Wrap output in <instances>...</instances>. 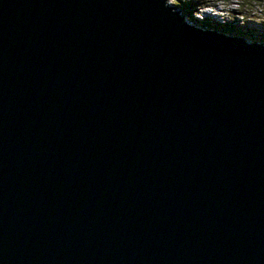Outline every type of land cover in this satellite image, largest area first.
I'll list each match as a JSON object with an SVG mask.
<instances>
[{
  "label": "water",
  "instance_id": "water-1",
  "mask_svg": "<svg viewBox=\"0 0 264 264\" xmlns=\"http://www.w3.org/2000/svg\"><path fill=\"white\" fill-rule=\"evenodd\" d=\"M179 12L0 0V264H264V43Z\"/></svg>",
  "mask_w": 264,
  "mask_h": 264
},
{
  "label": "clouds",
  "instance_id": "clouds-1",
  "mask_svg": "<svg viewBox=\"0 0 264 264\" xmlns=\"http://www.w3.org/2000/svg\"><path fill=\"white\" fill-rule=\"evenodd\" d=\"M167 1V0H166ZM239 3H236V10L237 14L241 13V15L244 16H236L235 17H226L223 16L224 13L223 10H226L227 3L225 0H221L222 5V12L218 13L217 11L212 12L211 10H204L202 15L196 14V4L195 0H178L177 10L179 12V9H181V6L184 9V12L186 14L185 21L187 23H193L197 26H202L210 30L217 31V26H221V34L223 28L225 27L226 23L228 26L233 27L234 31H226L225 30V36H228L230 38H238L242 39L247 42H257V43H264L259 42L253 38V35H263L264 34V25H258V22H254L255 16L259 10H262V6L259 2H244V0H239ZM169 3V2H168ZM247 3L250 5L249 8H246ZM264 3V2H262ZM258 4V5H257ZM215 7V6H214ZM240 7V9H238ZM230 8V7H229ZM228 8V9H229ZM234 8V7H233ZM228 9L226 12H228ZM247 10L250 11L252 17L254 19H248L247 18V11L240 12V10ZM225 12V13H226ZM180 16H182V13H180ZM244 17V18H243ZM219 33V32H218Z\"/></svg>",
  "mask_w": 264,
  "mask_h": 264
},
{
  "label": "rangeland",
  "instance_id": "rangeland-1",
  "mask_svg": "<svg viewBox=\"0 0 264 264\" xmlns=\"http://www.w3.org/2000/svg\"><path fill=\"white\" fill-rule=\"evenodd\" d=\"M200 1V0H199ZM201 1H204V2H206L207 1V3L208 2H211V3H221V0H201ZM167 2H169V3H171L172 5H174V6H176V5H178V0H167ZM225 2L228 4L227 5V7H226V10H223V9H217L219 12L218 13H220V12H222V10H223V12L222 13H224L223 14V16H226V17H232L229 13H227L226 11H227V9L230 7V9L232 8L234 11H235V13H237V10L235 9L236 8V3H239L240 1L239 0H225ZM244 2H259L260 4H261V6H262V10H259L258 12H257V14H256V18H255V20H254V22H258L259 24L258 25H264V3H262V2H264V0H244ZM258 5V4H257ZM218 6H220L221 8H222V5L220 4V5H218ZM234 7V8H233ZM250 7V5L247 3V5H246V8H249ZM200 9V8H199ZM215 9V7L214 6H210V5H204L203 7H202V10H211L212 12H215V11H217ZM238 9H240V7L238 8ZM244 11H247V10H244V9H242V10H240V12H244ZM226 12V13H225ZM198 12H196V14L195 15H198L197 14ZM246 14H248L247 15V18L248 19H254L253 17H252V15H251V13H250V11H247V13ZM237 16H244V15H241V13H239V14H237ZM244 18V17H243ZM253 38L255 39V40H257V41H259V42H264V34L263 35H253Z\"/></svg>",
  "mask_w": 264,
  "mask_h": 264
},
{
  "label": "bare ground",
  "instance_id": "bare-ground-1",
  "mask_svg": "<svg viewBox=\"0 0 264 264\" xmlns=\"http://www.w3.org/2000/svg\"><path fill=\"white\" fill-rule=\"evenodd\" d=\"M175 1V0H174ZM195 4H196V12H198L200 15H202V13H203V11L204 10H202V7L204 6V5H210V6H215V9L217 8V9H222L220 6H218V5H220V4H217V3H211V2H208L207 3V1L206 2H204V1H199V0H195ZM177 6V5H176ZM183 7L181 6V9H182ZM200 8V9H199ZM216 9V10H217ZM217 12H219L218 10H217ZM227 13H229L232 17H235L236 16V14L237 13H235V11L231 8H229L228 9V12ZM217 32H221L220 30H218L217 29ZM223 34H225L224 32H222Z\"/></svg>",
  "mask_w": 264,
  "mask_h": 264
},
{
  "label": "trees",
  "instance_id": "trees-1",
  "mask_svg": "<svg viewBox=\"0 0 264 264\" xmlns=\"http://www.w3.org/2000/svg\"><path fill=\"white\" fill-rule=\"evenodd\" d=\"M217 29L221 31V26L218 25V26H217ZM223 29H224V30H222V32H225V30H226L227 32H228V31H229V32H230V31H234L233 27L228 26L227 23H226V25H225V27H224Z\"/></svg>",
  "mask_w": 264,
  "mask_h": 264
}]
</instances>
